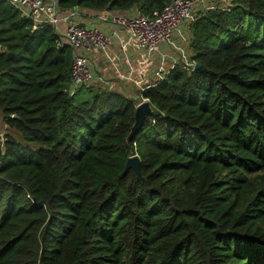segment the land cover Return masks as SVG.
Listing matches in <instances>:
<instances>
[{"label": "trees", "instance_id": "trees-1", "mask_svg": "<svg viewBox=\"0 0 264 264\" xmlns=\"http://www.w3.org/2000/svg\"><path fill=\"white\" fill-rule=\"evenodd\" d=\"M160 11L173 0H55ZM191 61L135 100L71 87L72 51L0 2V264H264V0L190 26ZM131 156L143 181L125 172Z\"/></svg>", "mask_w": 264, "mask_h": 264}, {"label": "built area", "instance_id": "built-area-1", "mask_svg": "<svg viewBox=\"0 0 264 264\" xmlns=\"http://www.w3.org/2000/svg\"><path fill=\"white\" fill-rule=\"evenodd\" d=\"M230 1L173 0L162 10L152 13L141 12L137 7L121 14L101 11L96 20H91L88 25L83 26L77 22L82 9L62 11L55 0H0V2H5L17 9L22 17L31 21L33 29L45 25L51 26L61 37L62 42L70 47L72 51L71 93L80 86H96L91 60L94 53L100 52L104 61L116 73H119L110 48L115 38L123 37L124 43L133 52L142 53L139 62L141 68L136 78L119 74L121 78L136 87L140 96L144 91L163 81L175 68H181L188 72L194 70L195 65L191 60L187 64L174 61L171 70L163 73L157 83L149 84L147 82L149 73L147 64L150 59H162L163 63L167 57L161 49L167 46L171 47L174 43L176 46L182 40L191 49V35L186 40L183 37V31H190L191 24L201 13L220 9L224 5L229 7ZM62 21L65 23L63 32L59 29V23ZM103 26L110 27L111 32L107 33ZM143 100L145 101V99ZM8 133L9 129L2 123L0 117V151L4 149Z\"/></svg>", "mask_w": 264, "mask_h": 264}, {"label": "crops", "instance_id": "crops-1", "mask_svg": "<svg viewBox=\"0 0 264 264\" xmlns=\"http://www.w3.org/2000/svg\"><path fill=\"white\" fill-rule=\"evenodd\" d=\"M82 11L79 13L77 22L79 24H82L83 26L88 25L91 20H96V17L99 15V13H101V11ZM64 26L65 23L63 21L59 23V29H61V32H63ZM103 28L107 33H110L112 30L108 26H103ZM190 35L191 31H183L184 39H189ZM175 44L176 43L172 44L171 47L167 46L161 49V51L167 57V59L163 63L162 59L152 58L149 60V63L147 64V68L149 69V73L147 74V82L149 84L157 83L163 73L171 70L174 61H179V63L187 64L191 60V49H189L187 44L183 40L180 41L178 45L175 46ZM110 50L112 51V55L114 56L115 67H117L119 73L133 78L138 77V71L141 68L139 62L141 60L142 53L137 51L136 53L133 52L126 45V43H124L123 37L115 38L111 43ZM91 60L93 63L96 88L114 92L123 95L126 98L135 100L133 93L138 92L136 87L129 81L121 78L120 74L116 73L114 69H112L106 61H104L100 52L94 53L91 57ZM131 91L133 93H131Z\"/></svg>", "mask_w": 264, "mask_h": 264}, {"label": "water", "instance_id": "water-1", "mask_svg": "<svg viewBox=\"0 0 264 264\" xmlns=\"http://www.w3.org/2000/svg\"><path fill=\"white\" fill-rule=\"evenodd\" d=\"M194 69H198L195 65ZM152 114V107L148 101H143L136 105L134 111V123L126 138L127 142L133 139L143 128L146 119ZM133 171L137 179L143 181L140 173V161L137 156H131L125 164V172Z\"/></svg>", "mask_w": 264, "mask_h": 264}, {"label": "rangeland", "instance_id": "rangeland-1", "mask_svg": "<svg viewBox=\"0 0 264 264\" xmlns=\"http://www.w3.org/2000/svg\"><path fill=\"white\" fill-rule=\"evenodd\" d=\"M232 1V0H231ZM231 1H230V3H229V6L231 5ZM219 5H221V4H219ZM224 8H228V6L226 7L225 5L224 6H221V8L220 9H224ZM131 93H133L132 91H131ZM134 94V99H135V103L136 104H139V103H141V102H143L144 100L141 98V96H140V92L138 91V92H135V93H133ZM9 134H11V136H12V138H14L15 140H18V141H20L21 139H20V136L17 134V133H15V132H10L9 131Z\"/></svg>", "mask_w": 264, "mask_h": 264}]
</instances>
